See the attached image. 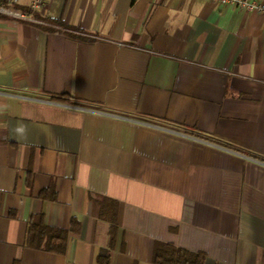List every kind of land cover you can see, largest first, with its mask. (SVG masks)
<instances>
[{"label": "crops", "instance_id": "1", "mask_svg": "<svg viewBox=\"0 0 264 264\" xmlns=\"http://www.w3.org/2000/svg\"><path fill=\"white\" fill-rule=\"evenodd\" d=\"M30 15L0 16V264H153L156 243L264 264V15L210 0ZM38 217L62 253L27 244Z\"/></svg>", "mask_w": 264, "mask_h": 264}, {"label": "trees", "instance_id": "2", "mask_svg": "<svg viewBox=\"0 0 264 264\" xmlns=\"http://www.w3.org/2000/svg\"><path fill=\"white\" fill-rule=\"evenodd\" d=\"M86 40H88L86 38ZM51 98L56 101L70 102L62 96ZM110 221V235H113L116 228L115 213L108 217ZM66 233L60 229L52 228L43 223L38 217L30 223L27 235V244L36 249L62 253L65 249ZM153 264H204L205 256L200 252H192L168 243H156L153 255ZM98 264H108V256L101 253L98 256Z\"/></svg>", "mask_w": 264, "mask_h": 264}, {"label": "built area", "instance_id": "3", "mask_svg": "<svg viewBox=\"0 0 264 264\" xmlns=\"http://www.w3.org/2000/svg\"><path fill=\"white\" fill-rule=\"evenodd\" d=\"M222 5H231L245 11L258 12L264 15V2L254 0H210ZM44 0H32L29 5V11L25 12L14 6L13 0H6L0 4V16L15 18L20 20H32L31 15L40 12Z\"/></svg>", "mask_w": 264, "mask_h": 264}]
</instances>
